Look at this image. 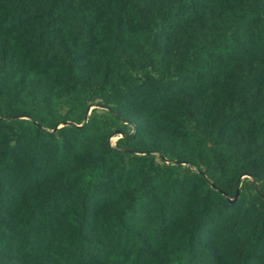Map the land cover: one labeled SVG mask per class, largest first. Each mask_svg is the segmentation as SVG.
<instances>
[{
	"label": "trees",
	"instance_id": "trees-1",
	"mask_svg": "<svg viewBox=\"0 0 264 264\" xmlns=\"http://www.w3.org/2000/svg\"><path fill=\"white\" fill-rule=\"evenodd\" d=\"M0 264H264V0H0Z\"/></svg>",
	"mask_w": 264,
	"mask_h": 264
},
{
	"label": "water",
	"instance_id": "water-1",
	"mask_svg": "<svg viewBox=\"0 0 264 264\" xmlns=\"http://www.w3.org/2000/svg\"><path fill=\"white\" fill-rule=\"evenodd\" d=\"M91 106H95V105L90 104V105L87 107L86 113H88V110H89V108H90ZM64 123H67V121L65 120V121H60V122H58L57 124H55V126H54L52 129H54V128H56L57 126L62 125V124H64ZM78 125H79V124H78ZM114 132H119V131L115 130ZM126 150H127V149H123V151H126ZM135 152H138V151L135 150ZM242 175H247V176H249V175L246 174V173H243ZM257 190H258V188H257ZM259 192H260V191H259ZM236 196H237V187H236V189H235V191H234L233 196H232V197H227V199H228V201H233V200H235Z\"/></svg>",
	"mask_w": 264,
	"mask_h": 264
},
{
	"label": "rangeland",
	"instance_id": "rangeland-1",
	"mask_svg": "<svg viewBox=\"0 0 264 264\" xmlns=\"http://www.w3.org/2000/svg\"><path fill=\"white\" fill-rule=\"evenodd\" d=\"M115 137H116V134H112V135L109 136V140H110L111 143L113 142Z\"/></svg>",
	"mask_w": 264,
	"mask_h": 264
},
{
	"label": "clouds",
	"instance_id": "clouds-1",
	"mask_svg": "<svg viewBox=\"0 0 264 264\" xmlns=\"http://www.w3.org/2000/svg\"><path fill=\"white\" fill-rule=\"evenodd\" d=\"M91 107H92V106H91ZM88 111H89V110H88ZM86 114H87V113H86ZM114 133H119V132H114ZM116 137H117V136H116ZM116 137H115V138H116ZM113 141H114V140H113ZM112 143H113V142H112ZM112 143H111V144H112Z\"/></svg>",
	"mask_w": 264,
	"mask_h": 264
}]
</instances>
